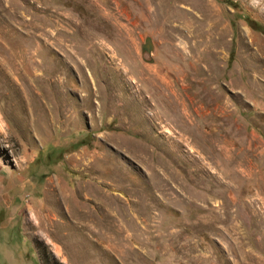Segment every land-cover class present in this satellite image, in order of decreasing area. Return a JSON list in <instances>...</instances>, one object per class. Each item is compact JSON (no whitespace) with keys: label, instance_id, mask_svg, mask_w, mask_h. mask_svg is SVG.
<instances>
[{"label":"rangeland","instance_id":"rangeland-1","mask_svg":"<svg viewBox=\"0 0 264 264\" xmlns=\"http://www.w3.org/2000/svg\"><path fill=\"white\" fill-rule=\"evenodd\" d=\"M0 264H264V0H0Z\"/></svg>","mask_w":264,"mask_h":264}]
</instances>
